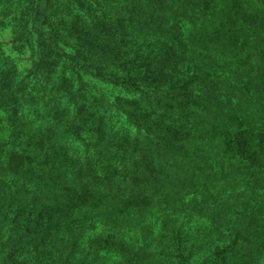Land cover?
Returning a JSON list of instances; mask_svg holds the SVG:
<instances>
[{
    "label": "trees",
    "instance_id": "obj_1",
    "mask_svg": "<svg viewBox=\"0 0 264 264\" xmlns=\"http://www.w3.org/2000/svg\"><path fill=\"white\" fill-rule=\"evenodd\" d=\"M25 2L0 264H264V0Z\"/></svg>",
    "mask_w": 264,
    "mask_h": 264
},
{
    "label": "rangeland",
    "instance_id": "obj_2",
    "mask_svg": "<svg viewBox=\"0 0 264 264\" xmlns=\"http://www.w3.org/2000/svg\"><path fill=\"white\" fill-rule=\"evenodd\" d=\"M26 5L27 3L25 0L0 1V52L7 55L12 61L15 62V66L17 67L18 71V80L23 84L29 79H27V76L29 75L32 68V51L27 43L17 42L15 37H17L20 29L19 26H17V23L26 17L24 14L27 11ZM45 86L46 85L35 86L34 89H32V94L35 97H39ZM30 116H33L32 112L29 113V122H32V120H30L32 117ZM5 117L6 116L4 113H0V133L3 131L7 122ZM114 229L115 228L113 226L102 222V224L99 223L97 225L94 235L97 233L107 235L110 232H114ZM127 230L130 232L128 233V236L133 233L136 236L138 233V230L136 229L127 228ZM89 232L94 231L91 230ZM89 237H92V235Z\"/></svg>",
    "mask_w": 264,
    "mask_h": 264
}]
</instances>
